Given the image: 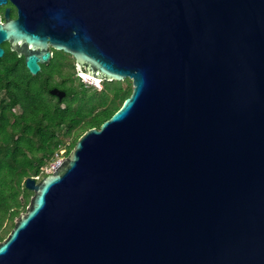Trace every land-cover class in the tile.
<instances>
[{
	"label": "water",
	"instance_id": "obj_1",
	"mask_svg": "<svg viewBox=\"0 0 264 264\" xmlns=\"http://www.w3.org/2000/svg\"><path fill=\"white\" fill-rule=\"evenodd\" d=\"M11 1L32 75L52 47L132 90L25 179L0 264H264V0Z\"/></svg>",
	"mask_w": 264,
	"mask_h": 264
},
{
	"label": "trees",
	"instance_id": "obj_2",
	"mask_svg": "<svg viewBox=\"0 0 264 264\" xmlns=\"http://www.w3.org/2000/svg\"><path fill=\"white\" fill-rule=\"evenodd\" d=\"M63 62L55 71L46 72L43 65L32 75L24 58L16 53L8 50L0 57V240L29 202L32 191L25 187V179L47 175L42 167L55 159L66 137L73 135L68 154L85 130L99 127L131 93L132 87L123 90L117 81H103L98 102L101 108L87 107L92 94L74 72L63 73ZM56 74L61 80H53ZM54 86L65 90L62 99L50 94ZM107 91L112 93L111 99H107Z\"/></svg>",
	"mask_w": 264,
	"mask_h": 264
},
{
	"label": "rangeland",
	"instance_id": "obj_3",
	"mask_svg": "<svg viewBox=\"0 0 264 264\" xmlns=\"http://www.w3.org/2000/svg\"><path fill=\"white\" fill-rule=\"evenodd\" d=\"M61 61H64L63 62V73H65L67 75L69 72H74V75H75L74 77H76V76L79 77L77 75V72L80 71L81 68L79 67L78 64H76L74 62L73 56L68 54V53H65L61 50H58L56 52L55 59H53L49 64H45L44 69L46 70V72L55 71L58 68L59 62L61 63ZM82 76L84 77L83 74H82ZM79 78H81V77H79ZM53 80L59 81V80H61V78L59 75L56 74L53 76ZM81 80H80L81 82H83L87 85L86 86L87 87V93L90 95L92 94V99L90 101H86V106L89 107L91 105H96L95 110L100 109L101 106L98 104V102H99V93L101 91H103V89H104V86L102 83L103 81H98L95 84L90 78H87V77H84L83 79L81 78ZM113 81H115V80H113ZM78 82H79L78 78H75L74 79V85H77ZM68 84H69V81H68ZM117 84L123 90H126L129 87H132L131 80L129 78H125L123 80L117 81ZM106 94L108 95L107 99H111L113 96L112 93H110L108 91L106 92ZM71 97H73V96H70L69 99H71ZM116 102H119V100H116ZM78 103H80V101ZM78 103L76 102V104H78ZM72 138H73V135L66 137L64 139V141H65L64 146L59 150V152L57 154H55V159L53 161L49 162L47 165L42 167V172L47 173L45 171L46 168H51L52 164H54L57 161H60L62 158L67 156L66 150H67V147H68L69 143L71 142ZM41 178H42L41 176L37 177L38 180ZM31 195H32V192L30 193V197H31ZM30 197H29V199H30ZM21 212H24V210L22 209ZM7 224H8V222H7Z\"/></svg>",
	"mask_w": 264,
	"mask_h": 264
},
{
	"label": "flooded vegetation",
	"instance_id": "obj_4",
	"mask_svg": "<svg viewBox=\"0 0 264 264\" xmlns=\"http://www.w3.org/2000/svg\"><path fill=\"white\" fill-rule=\"evenodd\" d=\"M8 8V14H9V18L11 19H14L17 17V9L15 7V5L13 4V2L11 0H6L5 3L1 4L0 5V22L3 23L5 21L4 19V13H5V10ZM0 46L3 48L4 52H3V55L1 57H3L7 51H11V52H14L16 53L15 51H12L10 49V45L8 42H2L0 43ZM51 49V58H50V61L46 64H49L53 59H55V56H56V52L58 50L56 49H53L52 47H50ZM17 54V53H16ZM19 57H23V56H19ZM75 60V59H74ZM76 64H78L76 61H75ZM45 65V64H41V69L40 71L42 70V66ZM79 65V64H78ZM80 66V65H79ZM82 70V68L80 69Z\"/></svg>",
	"mask_w": 264,
	"mask_h": 264
},
{
	"label": "bare ground",
	"instance_id": "obj_5",
	"mask_svg": "<svg viewBox=\"0 0 264 264\" xmlns=\"http://www.w3.org/2000/svg\"><path fill=\"white\" fill-rule=\"evenodd\" d=\"M84 77L90 78L95 84L96 82H98L99 80H96L95 78H93L92 76L88 75L86 72L82 71Z\"/></svg>",
	"mask_w": 264,
	"mask_h": 264
},
{
	"label": "built area",
	"instance_id": "obj_6",
	"mask_svg": "<svg viewBox=\"0 0 264 264\" xmlns=\"http://www.w3.org/2000/svg\"><path fill=\"white\" fill-rule=\"evenodd\" d=\"M55 165H56V162H55L54 164H52V167H51V168H46L45 171H46L47 173H50V172L52 171V169L55 167ZM36 178H37V177H36Z\"/></svg>",
	"mask_w": 264,
	"mask_h": 264
},
{
	"label": "clouds",
	"instance_id": "obj_7",
	"mask_svg": "<svg viewBox=\"0 0 264 264\" xmlns=\"http://www.w3.org/2000/svg\"><path fill=\"white\" fill-rule=\"evenodd\" d=\"M80 71H83V70H80Z\"/></svg>",
	"mask_w": 264,
	"mask_h": 264
}]
</instances>
